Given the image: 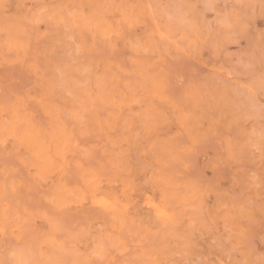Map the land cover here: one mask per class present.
Here are the masks:
<instances>
[{
	"label": "rangeland",
	"instance_id": "rangeland-1",
	"mask_svg": "<svg viewBox=\"0 0 264 264\" xmlns=\"http://www.w3.org/2000/svg\"><path fill=\"white\" fill-rule=\"evenodd\" d=\"M190 2L212 40L225 42L227 52L245 53L257 66L264 62L261 0ZM59 3L6 0L0 12V29L4 30L0 42L21 27L29 29L35 41L33 29L49 28L47 22L34 24L38 10ZM79 4L99 27L81 29L88 50L75 63L63 49H57L41 58L38 74L26 64L0 65V128L5 129L0 144V213L8 217L4 243L17 244L20 233L12 231L17 223L23 225L24 242L43 243L49 237L65 240L66 232L53 233L43 213L56 215L48 197L58 183H81L78 163L93 169H123L142 182L150 170L181 153L188 165L183 170L207 192L205 219L212 228V235L197 236L193 259L210 253L213 260L217 256L227 259L215 250L212 238L218 236L223 243L232 236L231 244L239 243L233 259L260 258L264 264V162L246 147L253 127L259 128L264 121H245L231 98L210 79L209 69L216 61L209 51L199 61L170 60L158 95L144 87V70L154 57L129 43L139 40L145 46L150 39L151 20L136 17L141 0H79ZM106 30L119 33L113 36L114 46L104 41ZM15 56V52H5L6 61ZM58 67L64 68L63 77ZM193 83L206 93L198 107L187 100L188 85ZM257 99L264 104V96ZM13 128L15 135H10ZM37 143L57 163L65 164L62 175L57 173L47 182L34 179L39 168L34 154ZM84 149L89 152L87 159L82 158ZM78 219L85 222L84 215ZM75 222L63 218L64 227ZM165 244L172 249L175 242L156 240L145 247L160 249ZM231 244L225 247L230 249ZM47 247L49 252L55 250L54 245ZM77 247L88 252L91 238H82Z\"/></svg>",
	"mask_w": 264,
	"mask_h": 264
},
{
	"label": "clouds",
	"instance_id": "clouds-1",
	"mask_svg": "<svg viewBox=\"0 0 264 264\" xmlns=\"http://www.w3.org/2000/svg\"><path fill=\"white\" fill-rule=\"evenodd\" d=\"M5 3L6 0H0V12L4 10ZM194 9L190 0H141L136 17L151 20L153 26L150 39L144 46L146 51H141L154 57L144 70L143 86L158 95L163 90L167 78L166 65L170 60L190 58L199 61L205 51H209L216 61L209 69L210 79L231 98L245 121H264V104L257 99L264 96V62L257 66L243 52H227L225 42L210 38L202 22L197 20ZM70 10L77 12L76 22L80 25L74 28L72 35L86 52L88 45L80 37V31L83 24L92 19L84 14L79 0H60L57 6L48 7L39 19L48 21L51 17L55 22L63 19L71 23L67 15ZM32 31L35 32V41L29 29L21 27L0 42V65L30 60L45 46L62 49V45L68 43L62 30H54L46 40L40 39L39 31ZM6 51L15 52V59L6 61ZM77 58L71 61L75 63ZM205 94L200 85H188L187 100L194 107L199 106ZM253 129L256 134L248 136L246 147L264 162V135H261L264 123ZM4 131L0 128V144L4 143ZM9 134L15 135V128ZM36 146L34 154L41 174L48 178L57 173L62 175L65 164L57 163L49 156L45 146L39 143ZM57 155L63 158L62 152ZM187 167L182 154L177 153L170 161L150 170L142 182L123 169L91 168L97 178L94 184L87 183L86 178L75 186L58 183L48 197L57 202L55 216L76 220L71 227H64L65 240L60 242L52 237L43 243L24 242L23 225L17 223L12 228L13 233H20L16 236L17 244H6L2 237L8 228V217L6 213H0V264H260V258L233 259L232 253L238 250L239 243L231 244L232 236L223 243L218 236L212 238L215 250L227 259L217 256L213 260L211 253L205 257L196 255L193 259L197 236L203 239L204 232L212 235V228L205 219L209 212L205 205L207 192L195 178L185 173L183 169ZM85 171L86 168H80L81 177L85 176ZM252 177L256 178L254 172ZM101 196L112 201L114 208L109 212L91 205L93 199ZM85 199L87 203L82 208L74 206L82 204ZM81 215H84L85 222L78 219ZM77 232H80L79 238ZM89 237L92 247L86 253L81 252L78 242ZM94 237L101 242L96 249L98 259L92 254ZM156 240H171L175 244L172 249L167 244L160 249L145 247ZM50 244L55 246L52 252L48 251ZM226 244H231V248H226ZM117 256L121 259L117 260Z\"/></svg>",
	"mask_w": 264,
	"mask_h": 264
},
{
	"label": "snow or ice",
	"instance_id": "snow-or-ice-1",
	"mask_svg": "<svg viewBox=\"0 0 264 264\" xmlns=\"http://www.w3.org/2000/svg\"><path fill=\"white\" fill-rule=\"evenodd\" d=\"M47 6L41 7L37 14H36V19H35V24L40 25L42 23L47 22L49 24V28L45 29L42 32H39L40 34V39L41 40H46L48 38V36L50 35L51 32H53L54 30H62L65 36V39L67 40V44H63L62 45V49L65 51V55L69 60H72L74 58L80 57L85 53L84 47L81 45V43H79L76 39V37L74 35H72V32L74 30L75 27H80V25L77 24L76 22V16H77V12L76 11H69L68 12V16L71 18V23L65 22L63 21V19L60 22H55L52 20L51 17H49L48 21H41L39 19V16L43 14V12H45L47 10ZM261 11L264 12V0H261ZM85 14V13H84ZM83 27H87L89 29V31H91L93 28H98L99 25L98 24H94L92 20L86 21L83 24ZM129 27H132V24H129ZM118 36L119 33L118 32H112V31H105L103 34V39L106 43H108L109 45H113V36ZM58 44H62V42H57ZM129 43L131 44L132 48L136 51H140L141 49H144V45L139 41L136 40L135 42L133 41H129ZM114 46V45H113ZM57 47H47L45 46V48L38 52L37 55H35L32 59L30 60H24V61H13L12 63H21V64H26L27 68L34 74H38L41 71V67H40V63H41V58H47L48 56L54 54L57 51ZM146 51V49H144ZM64 67H67V65H65ZM57 72L60 74L61 77H63L64 75V68L58 67L57 68ZM256 134V130L253 129L252 132L249 135H255ZM261 135H264V132L261 133ZM83 153V159H87L89 157V152L87 149L82 150ZM65 163H67V161H65ZM77 167L79 168H86L84 167L83 164H77ZM86 178V182L89 184H94L96 183V176L92 173L91 168H86L85 171V176L81 177V179H85ZM34 179H36L38 182H47L48 180V176L41 174L40 169L38 168ZM256 178L253 177V180H255ZM65 186H69L67 183H64ZM15 190V189H13ZM48 203L51 205V207L53 209L57 208V202L55 201L54 198H48ZM87 203V200L85 199L83 201L82 204H78V205H74L77 208H82L84 206V204ZM91 205L99 210H103L105 212H109L110 210H112L114 208V205L112 203V201L105 199L104 197H99L96 199H93L91 201ZM43 218L49 223V225L51 226V230L53 233H57V232H62L64 231V225H63V217H57L55 215L50 216L48 215L47 212L43 213ZM83 229H81L82 231ZM76 236L79 238L80 236V232L76 233ZM94 241V248L92 250V254L98 259L99 258V253L96 251V249H98L101 246V242L98 238L94 237L93 238Z\"/></svg>",
	"mask_w": 264,
	"mask_h": 264
},
{
	"label": "bare ground",
	"instance_id": "bare-ground-1",
	"mask_svg": "<svg viewBox=\"0 0 264 264\" xmlns=\"http://www.w3.org/2000/svg\"><path fill=\"white\" fill-rule=\"evenodd\" d=\"M155 108H156V107H155ZM154 110H156V109H154ZM157 110H158V109H157ZM155 115H156V114H155ZM157 115H158V114H157ZM185 124H186V123H185ZM153 131H154V130H153ZM155 131H156V130H155ZM156 132H157V131H156ZM156 132H155V133H156ZM169 143H171V142H169ZM173 150H174V149H173ZM173 153H175V152H173Z\"/></svg>",
	"mask_w": 264,
	"mask_h": 264
}]
</instances>
